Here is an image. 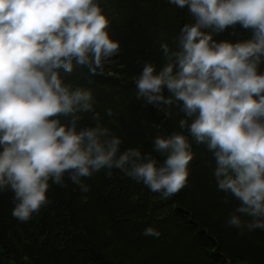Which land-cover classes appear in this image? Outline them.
Returning a JSON list of instances; mask_svg holds the SVG:
<instances>
[{"label":"clouds","instance_id":"clouds-1","mask_svg":"<svg viewBox=\"0 0 264 264\" xmlns=\"http://www.w3.org/2000/svg\"><path fill=\"white\" fill-rule=\"evenodd\" d=\"M168 2L192 20L174 46L160 44L163 63L142 61L134 78L138 98L168 115L173 105L183 113L179 127L187 133L153 138L160 159L140 146L122 150L92 90L61 75L76 65L103 73L120 52L101 0H0V193H14L19 221L48 204L51 185L66 186V176L88 192L83 178L119 169L169 198L188 183L194 139L215 159L217 187L239 201L226 223L241 233L264 229V0ZM237 25L249 38L214 39ZM89 112L95 126H80ZM144 235L160 232L148 226Z\"/></svg>","mask_w":264,"mask_h":264},{"label":"trees","instance_id":"trees-1","mask_svg":"<svg viewBox=\"0 0 264 264\" xmlns=\"http://www.w3.org/2000/svg\"><path fill=\"white\" fill-rule=\"evenodd\" d=\"M101 5L112 20L110 34L120 41V52L103 73L76 65L70 73L61 69V75L92 90L101 121L122 136V150L140 146L163 159L154 152L153 138L187 133L179 127L183 113L173 105L168 115L138 98L134 78L142 61L163 63L160 44L174 46L192 17L168 0H101ZM250 35L237 25L214 39L235 42ZM96 122L89 112L80 126ZM192 144L196 155L188 183L169 198L119 169L83 178L88 192L66 176L67 185L52 184L49 203L21 222L11 211L14 193H0V264H264V229L241 233L226 223L239 201L217 187L212 153L194 139ZM148 226L160 235H144Z\"/></svg>","mask_w":264,"mask_h":264}]
</instances>
